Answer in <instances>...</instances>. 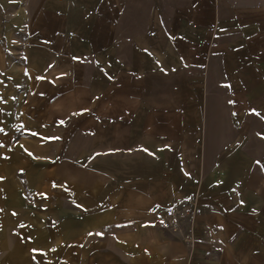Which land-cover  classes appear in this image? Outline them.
Returning <instances> with one entry per match:
<instances>
[{
    "label": "crops",
    "instance_id": "obj_1",
    "mask_svg": "<svg viewBox=\"0 0 264 264\" xmlns=\"http://www.w3.org/2000/svg\"><path fill=\"white\" fill-rule=\"evenodd\" d=\"M0 129V264H264V0H0Z\"/></svg>",
    "mask_w": 264,
    "mask_h": 264
},
{
    "label": "snow or ice",
    "instance_id": "obj_2",
    "mask_svg": "<svg viewBox=\"0 0 264 264\" xmlns=\"http://www.w3.org/2000/svg\"><path fill=\"white\" fill-rule=\"evenodd\" d=\"M41 79H42V77H41ZM61 123H63L62 121H61ZM0 131H2V129H0ZM34 135H35V133H33ZM145 151H147L146 149H145ZM41 195H44V194H41ZM14 215H15V213H14ZM23 226V225H22ZM89 235H92V233H89ZM96 235H103V233H96ZM35 251V250H34Z\"/></svg>",
    "mask_w": 264,
    "mask_h": 264
},
{
    "label": "built area",
    "instance_id": "obj_3",
    "mask_svg": "<svg viewBox=\"0 0 264 264\" xmlns=\"http://www.w3.org/2000/svg\"><path fill=\"white\" fill-rule=\"evenodd\" d=\"M186 240H188V241H189V240H190V238H189V237H186Z\"/></svg>",
    "mask_w": 264,
    "mask_h": 264
}]
</instances>
